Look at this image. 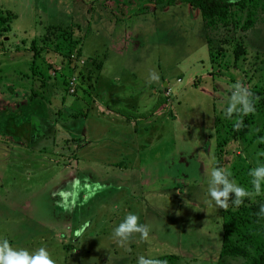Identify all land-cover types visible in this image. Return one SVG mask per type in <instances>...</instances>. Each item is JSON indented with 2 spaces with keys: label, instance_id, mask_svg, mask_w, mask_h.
<instances>
[{
  "label": "rangeland",
  "instance_id": "obj_1",
  "mask_svg": "<svg viewBox=\"0 0 264 264\" xmlns=\"http://www.w3.org/2000/svg\"><path fill=\"white\" fill-rule=\"evenodd\" d=\"M142 5L154 7L136 12ZM0 12V243L45 247L56 264H137L168 252L176 264H246L221 252L206 169L226 143L219 165L252 191L249 170L264 165L263 136L222 140L239 117L225 114L237 81L258 107L254 132L262 121L264 13L241 30L230 19L209 26L180 0H0ZM235 12L242 23L244 10ZM67 27L79 46L71 59L36 40ZM128 213L151 231L125 251L113 229Z\"/></svg>",
  "mask_w": 264,
  "mask_h": 264
},
{
  "label": "trees",
  "instance_id": "obj_2",
  "mask_svg": "<svg viewBox=\"0 0 264 264\" xmlns=\"http://www.w3.org/2000/svg\"><path fill=\"white\" fill-rule=\"evenodd\" d=\"M161 5H169L175 3L176 0H156ZM182 2L189 3L192 7H197L201 13V16L205 20L206 24L213 26L217 23L225 22L227 19L232 21V24L241 30L251 28L256 19L257 12L261 11L264 13V0H236L235 3H229V0H180ZM232 6H236L237 10H244L245 19L242 23L237 19H234L236 14L235 9L232 10ZM144 7L152 9L153 6L142 5L141 9H137L136 12H141ZM239 17V16H237ZM7 15H3L0 12V22L7 20ZM68 28V27H67ZM65 28L58 33H53V38L47 41L48 36L34 38L37 41H43L48 45L54 43L55 51L64 57L71 59L72 50L75 48L79 52V46L76 47L77 43L73 37V29ZM43 34V33H42ZM65 47V48H64ZM42 45L39 47L36 45L35 51L33 49L32 61L30 67L36 65V54L41 50ZM64 48V49H63ZM63 49V50H62ZM236 56L241 52L237 47ZM38 57V56H37ZM75 65V64H74ZM68 85V84H67ZM68 90V88H67ZM74 92V91H73ZM72 93V92H70ZM255 112L247 116H243V124L237 129L236 123L241 118L238 117L234 123L227 125V131L229 136L223 137L225 142L228 138L239 139L244 143H249L257 137L263 136L264 138V112L262 114V121L257 126V130L254 132L252 126L255 127V115L258 109L256 103ZM219 146L218 153V166L221 167L220 162L224 153V145ZM234 197L228 201L229 207L225 210L221 208V244L220 249L223 254H237L247 258L246 264H264V222L263 217L258 215L260 213L261 206L264 205V199L261 202V198L258 200L251 198H245L242 205L239 207L233 204ZM259 207V209H258ZM161 261H166L167 264H176L177 255L174 252L158 254L154 257ZM215 264H225L221 260Z\"/></svg>",
  "mask_w": 264,
  "mask_h": 264
},
{
  "label": "clouds",
  "instance_id": "obj_3",
  "mask_svg": "<svg viewBox=\"0 0 264 264\" xmlns=\"http://www.w3.org/2000/svg\"><path fill=\"white\" fill-rule=\"evenodd\" d=\"M235 2L236 0H229V3ZM158 78V74L152 72L149 82L156 81ZM232 89L229 105L225 114L228 119H232L234 114L241 117L235 125L239 129L243 124L242 117L254 113L255 105L252 99L253 94L242 82L237 81L232 85ZM206 174L209 176L207 195L219 208L226 210L229 207L228 201L232 197H234L233 204L239 207L243 204L245 198L262 194L264 165H259L249 170L248 174L252 177L250 181L253 186L252 191L247 190L230 179L232 173L223 167H212L210 173L206 169ZM74 183L78 184L79 181H74ZM99 187L100 185H97V188ZM57 195L62 200L65 199V192L63 190H60ZM57 206L63 207L68 212L72 210L68 204L61 203V201H57ZM258 215H264V205L261 206ZM150 231L151 228L148 224L139 223V217L136 214L128 213L124 220L113 229V240L119 247L128 251L130 250L128 245L135 234H139L142 241H147ZM0 264H56V261L51 257L45 247H41L33 253H30L26 249L14 250L5 239L0 243ZM137 264H167V262L140 255L137 259Z\"/></svg>",
  "mask_w": 264,
  "mask_h": 264
},
{
  "label": "built area",
  "instance_id": "obj_4",
  "mask_svg": "<svg viewBox=\"0 0 264 264\" xmlns=\"http://www.w3.org/2000/svg\"><path fill=\"white\" fill-rule=\"evenodd\" d=\"M67 88L69 92H73L75 90V81L73 79L68 80Z\"/></svg>",
  "mask_w": 264,
  "mask_h": 264
}]
</instances>
